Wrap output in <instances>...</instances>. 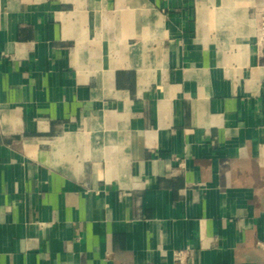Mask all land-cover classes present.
<instances>
[{"label": "crops", "instance_id": "1", "mask_svg": "<svg viewBox=\"0 0 264 264\" xmlns=\"http://www.w3.org/2000/svg\"><path fill=\"white\" fill-rule=\"evenodd\" d=\"M261 15L0 0V264H264Z\"/></svg>", "mask_w": 264, "mask_h": 264}, {"label": "built area", "instance_id": "2", "mask_svg": "<svg viewBox=\"0 0 264 264\" xmlns=\"http://www.w3.org/2000/svg\"><path fill=\"white\" fill-rule=\"evenodd\" d=\"M255 45L258 55L262 58V60H264V15H261L258 18L255 33ZM257 246L261 250L262 254H264V242H258ZM175 258L178 262L187 261L182 252H177L175 254Z\"/></svg>", "mask_w": 264, "mask_h": 264}]
</instances>
